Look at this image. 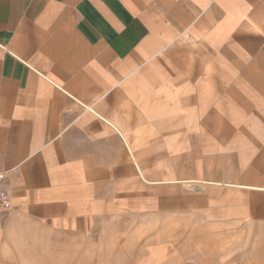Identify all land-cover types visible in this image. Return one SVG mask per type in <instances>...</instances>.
<instances>
[{"label": "crops", "instance_id": "obj_1", "mask_svg": "<svg viewBox=\"0 0 264 264\" xmlns=\"http://www.w3.org/2000/svg\"><path fill=\"white\" fill-rule=\"evenodd\" d=\"M0 170L51 229L166 183L264 210V0H0Z\"/></svg>", "mask_w": 264, "mask_h": 264}, {"label": "rangeland", "instance_id": "obj_2", "mask_svg": "<svg viewBox=\"0 0 264 264\" xmlns=\"http://www.w3.org/2000/svg\"><path fill=\"white\" fill-rule=\"evenodd\" d=\"M174 186L149 185L147 195L134 188L130 209L84 232L10 210L0 215V264H264V210L237 220L235 211L190 203L186 188Z\"/></svg>", "mask_w": 264, "mask_h": 264}, {"label": "built area", "instance_id": "obj_3", "mask_svg": "<svg viewBox=\"0 0 264 264\" xmlns=\"http://www.w3.org/2000/svg\"><path fill=\"white\" fill-rule=\"evenodd\" d=\"M10 211V194L7 189V172L0 170V215Z\"/></svg>", "mask_w": 264, "mask_h": 264}]
</instances>
